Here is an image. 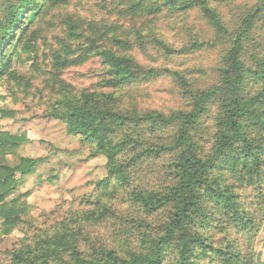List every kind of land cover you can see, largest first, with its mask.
<instances>
[{
	"label": "trees",
	"instance_id": "1",
	"mask_svg": "<svg viewBox=\"0 0 264 264\" xmlns=\"http://www.w3.org/2000/svg\"><path fill=\"white\" fill-rule=\"evenodd\" d=\"M70 1L0 0V79L16 80L9 50L17 33L27 34L30 17ZM240 1L251 6L225 15L223 9ZM100 8L117 20L94 23L86 32L76 21L67 24L52 57L54 97L44 117L79 136L91 157H103L106 176L95 183L98 195L88 210L21 241L8 252L9 264H257L254 244L264 224V0H105ZM195 11L212 39L191 40L186 50L220 49L216 84L194 88L177 71L138 65L134 50L144 55L153 46L165 57L177 52L155 34L154 21ZM23 45L26 60L33 46ZM92 57L100 60L105 77L99 86L108 92H77L63 79L64 71ZM163 77L180 86L185 109L168 115L121 109L127 90ZM25 142L0 132L2 237L17 224L28 194L5 198L17 176L43 161L17 157ZM148 162L160 164L163 183L151 189L136 184ZM116 199L126 214L113 205ZM109 222L118 223L112 241L90 245L84 254L85 230Z\"/></svg>",
	"mask_w": 264,
	"mask_h": 264
},
{
	"label": "rangeland",
	"instance_id": "2",
	"mask_svg": "<svg viewBox=\"0 0 264 264\" xmlns=\"http://www.w3.org/2000/svg\"><path fill=\"white\" fill-rule=\"evenodd\" d=\"M103 1L105 0H71L66 6L47 13L42 9L34 17H30L27 34L19 37L17 33L14 36L9 52L16 80L10 81L7 77L0 79V132H7L12 136L22 135L25 138V144L16 152L17 157L43 161L28 174V186L13 194L12 199L26 193L28 197L21 198L23 207L19 211L18 222L5 238L6 242L1 243L0 264H9L8 252L21 241H29L34 234L54 231L73 214L88 210L89 202L98 195L95 183L106 176L103 157H91L89 147L79 141V136L67 135L62 123L44 117L45 103L54 97L49 74L52 71V57L61 50L67 24L70 20L76 21L82 24L86 32L94 23L114 19L100 8ZM249 6L251 2L240 1L223 9V12L225 15L234 12L239 14ZM119 22L124 26L130 24L128 21ZM154 23L155 34L177 52L171 57H165L162 51L153 46H148L144 55L134 50L132 55L139 66L177 71L194 88H207L217 83L220 49L204 48L195 52L186 50L191 40L212 39L211 30L198 12L185 16H165ZM23 43H31L33 46L26 60ZM104 77V69L97 57L63 72V79L77 92H108L99 86ZM121 107L131 113L156 111L168 115L185 109L186 102L181 97L177 82L170 77H163L153 83L127 90ZM6 158L11 163L15 162L13 157ZM154 163L143 165V171L138 174L140 181L136 182L138 186L151 189L163 184L159 175L161 166ZM112 203L121 214H126L127 206L120 204L117 199ZM117 225L116 222H109L87 228L84 232L86 240L82 238L79 243L80 250L88 254L91 251L90 245L97 246L103 240L109 244ZM255 246L256 241V254Z\"/></svg>",
	"mask_w": 264,
	"mask_h": 264
},
{
	"label": "crops",
	"instance_id": "3",
	"mask_svg": "<svg viewBox=\"0 0 264 264\" xmlns=\"http://www.w3.org/2000/svg\"><path fill=\"white\" fill-rule=\"evenodd\" d=\"M20 153V151H19ZM7 159V158H5ZM8 160V159H7ZM28 186V175L20 177L17 176V181L15 184V190L10 194L8 197L5 198L6 201H10L13 198V194L17 193V191H21L24 187L26 188ZM1 224H2V219H0V231H1ZM5 237H2L0 235V246L2 245L1 243L6 242ZM4 244V243H3ZM256 258H257V264H264V225L262 226V229L257 237L256 240ZM263 253V254H262Z\"/></svg>",
	"mask_w": 264,
	"mask_h": 264
}]
</instances>
